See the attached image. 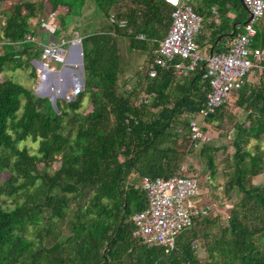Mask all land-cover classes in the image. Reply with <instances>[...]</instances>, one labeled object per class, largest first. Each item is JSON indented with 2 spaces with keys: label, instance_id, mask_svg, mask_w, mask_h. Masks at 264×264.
<instances>
[{
  "label": "trees",
  "instance_id": "1",
  "mask_svg": "<svg viewBox=\"0 0 264 264\" xmlns=\"http://www.w3.org/2000/svg\"><path fill=\"white\" fill-rule=\"evenodd\" d=\"M86 1L126 28L110 25L81 38L84 84L71 101L52 107L18 83L0 81V264H264V186L252 184L264 174V18L251 44L262 54L254 60L261 70H252L257 82L247 81L250 72L231 95L245 122L233 126V153L224 161L223 192L231 201L226 224L212 212L194 218L166 252L133 238L131 218L147 204L142 177L189 170L180 163L194 150L188 120L204 111L209 92L205 62L183 79L172 63L157 67L155 78L146 72L143 85L140 78L120 93L117 39H127L131 51L153 54L173 8L164 0H0V75L25 68L34 79L30 62L41 49L26 40L35 31L31 21L58 16L61 8L70 16ZM192 10L201 17L208 12L202 39L212 53H221L215 44L226 52L249 18L239 0H200ZM140 95L146 103L137 105ZM85 99L88 109L81 111ZM225 105L203 121L219 119ZM169 139L176 142L162 148ZM27 141L36 144L34 153L19 148ZM203 145L198 155L213 178L217 149Z\"/></svg>",
  "mask_w": 264,
  "mask_h": 264
},
{
  "label": "built area",
  "instance_id": "2",
  "mask_svg": "<svg viewBox=\"0 0 264 264\" xmlns=\"http://www.w3.org/2000/svg\"><path fill=\"white\" fill-rule=\"evenodd\" d=\"M173 10L170 14L171 24L158 48L153 52V60L149 62L147 72L149 78L156 76V68H167L172 63L174 75L177 79L187 78L200 62H205L204 78L208 81L209 92L206 95L204 111L188 120L189 139L196 149L200 147L204 137V127L197 119L204 120L206 115L213 114L218 108L231 101V95L240 89L243 79L252 70H261L256 65V59L262 55L259 49L251 47L256 35L255 25L264 18V0H243L252 20L245 24L243 32L230 42L228 50L212 53L208 57H201L195 52L198 49L196 36L199 34L203 18L196 14L187 0H164ZM214 15L216 10L211 9ZM57 18L52 14L42 20V26L50 25ZM108 23L118 28H126L124 20H117L115 16L108 17ZM137 40H144L137 36ZM27 41L32 37L28 35ZM81 46V38L60 40L58 43L41 45L40 58L47 69L50 62L65 65L66 58L71 54V47ZM51 70V69H48ZM146 103L140 95L136 104ZM182 166L169 178L149 179L142 177L139 188L145 193L146 207L134 214L132 237L142 240L148 247L161 246L168 250L173 248L174 238L181 231L189 228L197 217H206L212 212L209 205H201L196 198L200 188L197 174L187 173Z\"/></svg>",
  "mask_w": 264,
  "mask_h": 264
},
{
  "label": "rangeland",
  "instance_id": "3",
  "mask_svg": "<svg viewBox=\"0 0 264 264\" xmlns=\"http://www.w3.org/2000/svg\"><path fill=\"white\" fill-rule=\"evenodd\" d=\"M187 4L189 6L196 7L200 5V0H187ZM65 13L66 10L61 8L57 18H55L53 22L50 23L53 28L42 26V24L38 23L36 19L31 21V23L33 22L35 24V30H37L35 33L39 40V43H35V46H38L37 48H40L39 44L43 43H58L62 35L67 34L68 36H71L73 31H78L84 36L92 34L96 31H107L110 28L108 21L89 1L85 2L81 11L76 10L70 16H64ZM55 26L58 27L54 28ZM205 26L206 23L203 21L202 28L199 34L196 36V42L199 43V47L195 53L200 56L203 52L202 37L205 36ZM117 48L120 66L122 68V74L119 77L117 85L118 91L120 93H127L129 87H136L140 78V83L143 85V76L147 72V62L150 60L152 52L150 53L149 50L131 51L129 49V41L124 38L117 39ZM35 62L42 63L40 55H36L35 59L30 62L36 75L34 79L30 78V70L23 68L1 74L0 81L9 79L27 89H30L34 92V94L37 95L38 88L41 84V73L40 69L36 67ZM61 66L62 65L60 64L50 62L48 69L53 68L55 70H59ZM74 69L77 70V68ZM256 80V72L251 71L247 81L254 84L257 82ZM72 92V89L68 90V93L64 98H55V101H71L74 98V96H72ZM42 98H46L53 107L51 94ZM233 98L231 99L232 101L225 105V107L221 110V117L219 116V119L213 120L209 123L205 121L204 124L200 122L198 123L204 127V137L202 138V141L204 142L203 146H212L217 149L214 157L216 171L215 177H210L205 161L199 158L198 152L201 147L191 150V153L186 156V159L183 161V163H180L181 165H187L189 168L188 173L193 172L194 174L199 175L198 178L200 181V188L197 191L196 198L200 201L201 205L211 206L212 215L220 216V221L223 225L226 224V210L231 206L230 199H226L223 192V184L225 182V177L223 174L227 170L224 161L226 156H231L233 153V148L231 145L234 130L233 126L238 122H245L243 112L239 109H235ZM87 109L88 102L87 99H85L82 103L81 111ZM175 142L176 140L169 139L163 143L161 147L166 148L172 146V144ZM254 144V142H250L248 149L252 150ZM23 147L28 149L30 153H34L36 151V144H33L30 141L21 143L19 145V148ZM260 149L264 151L263 143L260 144ZM252 184L256 186H264V174L254 178ZM196 247H198L196 248L197 256L201 261H203L205 258L204 251L202 247Z\"/></svg>",
  "mask_w": 264,
  "mask_h": 264
},
{
  "label": "water",
  "instance_id": "4",
  "mask_svg": "<svg viewBox=\"0 0 264 264\" xmlns=\"http://www.w3.org/2000/svg\"><path fill=\"white\" fill-rule=\"evenodd\" d=\"M239 1L243 9L246 12H248L243 0H239ZM251 20H252V16L249 14V18L246 24ZM76 37H78V33L76 34ZM70 50H71V54L73 52V56L71 54L67 56L65 65L60 71L48 70L41 63L35 62L36 67L39 68L41 71L42 78L47 83L46 85L47 87L44 92L41 91V86L38 88L37 95L39 97H44L51 94V100L53 102V106L55 103V98H64L67 95L69 89L73 90L72 96H74L77 92L81 91L82 86L84 84V79L82 77L83 75L82 48L81 46H75V47H71ZM74 68H77V70H75ZM73 74L76 75V78L74 79L72 78ZM67 75H68V79H66Z\"/></svg>",
  "mask_w": 264,
  "mask_h": 264
},
{
  "label": "crops",
  "instance_id": "5",
  "mask_svg": "<svg viewBox=\"0 0 264 264\" xmlns=\"http://www.w3.org/2000/svg\"><path fill=\"white\" fill-rule=\"evenodd\" d=\"M211 13H212V11H211ZM212 15H214V13H212ZM203 20L205 21V23H206V25L207 24H209V21H210V19H209V17H208V12H206L204 15H203ZM33 23V22H32ZM33 25V28H34V30H35V24L33 23L32 24ZM48 27H50V28H53L51 25H47ZM56 27H58V26H55L54 28H56ZM36 31L37 30H35L34 31V33H33V36H32V40H33V42L34 43H39V40H38V38L36 37ZM78 33V37H76V34ZM205 34H207V33H205ZM83 37V35H81L78 31L76 32V31H73L72 32V34H71V36H68L67 34L66 35H62V37H60V40H66V41H69V40H73V39H76V38H82ZM48 43H53V42H48ZM48 43H43V44H39V47L41 46V45H45V44H48ZM196 44H197V46L199 47V43L198 42H196ZM202 46H203V52L201 53V57H203V58H205V57H208L210 54H212V52H213V49H212V47H211V45H210V43H209V40H204L203 42H202ZM227 47V46H226ZM224 45H221V44H215V51H219V52H222L223 50H225V48H226ZM72 56H73V52H72V54H71ZM153 55V54H152ZM71 56V57H72ZM200 56V55H199ZM152 57V56H151ZM73 58V57H72ZM151 61V58H150V60L147 62V68H148V64H149V62ZM63 68V66H61V68L59 69V70H56V71H60L61 69ZM51 71H55V69H53V68H51ZM40 73H41V71H40ZM82 77H83V75H82ZM72 78L74 79V78H76V75H72ZM41 84H40V86H41V91L42 92H44L45 91V89H46V85H47V83L45 82V80L42 78V76H41ZM66 79H68V75L66 76ZM83 87V86H82ZM69 90H71V89H69ZM82 90V89H81ZM232 99V98H231ZM232 101V100H231ZM198 123L200 122V123H202V124H204V121L203 120H201V119H199L198 118Z\"/></svg>",
  "mask_w": 264,
  "mask_h": 264
}]
</instances>
